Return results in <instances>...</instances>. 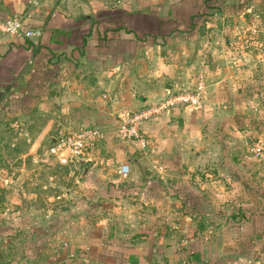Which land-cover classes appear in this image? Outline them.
Masks as SVG:
<instances>
[{
    "label": "rangeland",
    "instance_id": "obj_1",
    "mask_svg": "<svg viewBox=\"0 0 264 264\" xmlns=\"http://www.w3.org/2000/svg\"><path fill=\"white\" fill-rule=\"evenodd\" d=\"M239 1L212 3L181 41L189 52L173 68L187 69V79L180 74L175 89L133 100L127 111L190 92L201 74L213 84L208 119L143 132L140 121L168 109L160 105L139 121L145 147L116 137L117 122L92 146L100 159L85 154L81 165L48 152L55 135L30 150L37 120L0 126V264H264V0ZM50 5L64 13L78 6L84 17L91 3ZM159 56L169 62L165 49ZM254 143L262 158L253 157ZM240 206L251 210L249 222L236 224Z\"/></svg>",
    "mask_w": 264,
    "mask_h": 264
},
{
    "label": "crops",
    "instance_id": "obj_2",
    "mask_svg": "<svg viewBox=\"0 0 264 264\" xmlns=\"http://www.w3.org/2000/svg\"><path fill=\"white\" fill-rule=\"evenodd\" d=\"M223 1L115 0L105 6L89 0L80 17L78 6L64 13L50 0H0L2 19L18 18L23 30H40L38 38L0 33V126L37 120L30 150L66 127L93 125L110 132L107 128L133 107V100L155 101L175 89L180 74L187 79V69L173 68L174 59L189 52L181 41L190 39L194 21L209 14L212 3ZM159 49L170 56L168 63ZM197 51L204 56V50ZM211 85L197 106L168 108L154 120L140 121V128L156 134L159 124L179 125L183 131L190 116L208 119ZM213 112L221 116L220 109ZM94 147L85 160L100 159Z\"/></svg>",
    "mask_w": 264,
    "mask_h": 264
},
{
    "label": "built area",
    "instance_id": "obj_3",
    "mask_svg": "<svg viewBox=\"0 0 264 264\" xmlns=\"http://www.w3.org/2000/svg\"><path fill=\"white\" fill-rule=\"evenodd\" d=\"M0 33L18 34L22 33L23 36L28 38H38L40 36L39 29H22L21 22L18 18H6L0 17ZM204 83L202 75L200 74L196 80L192 91L180 93L176 96L169 97L161 103V107H193L200 103L201 95L204 89ZM159 106L152 105L150 109L141 111L137 114L130 115L128 112L118 121L115 129V136L133 142L141 148L145 147L146 141L143 134L139 131V121L145 119L150 112H155ZM264 106V102H263ZM105 136V131L98 126H79L71 131H60L52 137V143L48 147V152L57 157L59 161L65 162L76 158H82L87 154L88 150L96 143L102 141ZM250 151L254 158H262L263 153L258 148L257 143H254L250 148ZM77 162V161H76ZM117 173L125 177L126 172L121 167H118Z\"/></svg>",
    "mask_w": 264,
    "mask_h": 264
},
{
    "label": "trees",
    "instance_id": "obj_4",
    "mask_svg": "<svg viewBox=\"0 0 264 264\" xmlns=\"http://www.w3.org/2000/svg\"><path fill=\"white\" fill-rule=\"evenodd\" d=\"M238 3H240V1H236ZM231 6H233L235 3L231 2ZM198 22V19L196 21H194V26L196 25V23ZM79 127V126H78ZM245 208V209H243ZM251 211V210H250ZM250 211H248V206H240V208L236 211V217H235V222L236 224H242V222L247 223L249 222V216L248 214H250Z\"/></svg>",
    "mask_w": 264,
    "mask_h": 264
},
{
    "label": "water",
    "instance_id": "obj_5",
    "mask_svg": "<svg viewBox=\"0 0 264 264\" xmlns=\"http://www.w3.org/2000/svg\"><path fill=\"white\" fill-rule=\"evenodd\" d=\"M76 161L78 162V164H83L84 160L82 158H76ZM86 171V169H84V172Z\"/></svg>",
    "mask_w": 264,
    "mask_h": 264
}]
</instances>
